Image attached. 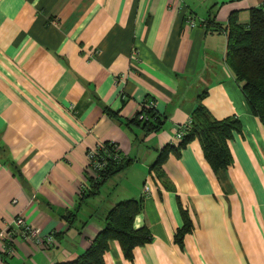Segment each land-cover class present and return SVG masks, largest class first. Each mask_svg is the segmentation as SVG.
<instances>
[{
  "label": "crops",
  "instance_id": "1",
  "mask_svg": "<svg viewBox=\"0 0 264 264\" xmlns=\"http://www.w3.org/2000/svg\"><path fill=\"white\" fill-rule=\"evenodd\" d=\"M254 10L264 0H0V229L23 217L56 242L17 237L3 264L76 260L131 200L143 201L134 229L152 242L132 260L112 243L104 264H264V126L210 26H248ZM202 94L215 120L241 123L232 165L215 173L196 138L154 170ZM150 105L154 134L132 124ZM108 144L125 168L89 197L87 155Z\"/></svg>",
  "mask_w": 264,
  "mask_h": 264
},
{
  "label": "trees",
  "instance_id": "2",
  "mask_svg": "<svg viewBox=\"0 0 264 264\" xmlns=\"http://www.w3.org/2000/svg\"><path fill=\"white\" fill-rule=\"evenodd\" d=\"M228 39L226 63L248 102L252 114L264 126V12L254 10L250 23L243 26L236 18H232L226 28L215 21L210 22ZM206 94L199 97L198 106L191 119V126L186 131L179 146H169L163 153L154 170L164 164L168 155L179 154L196 138L200 140L204 156L215 173L227 170L232 165L229 142L234 133L241 132V123L237 119L215 120L201 104ZM143 118V120H142ZM132 124L143 129L147 134L158 133L162 128V120L153 108H143ZM108 152L103 156L107 161L105 169L97 174V179H90L92 191L89 197H96L104 184L119 174L123 167V159L119 148L113 144L105 145ZM102 153V152H101ZM110 155V157L108 156ZM144 209L143 201H125L116 205L107 215L105 228L96 237L92 246L76 260L58 264H104L105 254L112 243H118L124 256L132 260L134 250L152 242L146 229L136 231L134 222ZM184 227L175 235V242L183 246L184 239L192 232V225L185 217Z\"/></svg>",
  "mask_w": 264,
  "mask_h": 264
},
{
  "label": "built area",
  "instance_id": "3",
  "mask_svg": "<svg viewBox=\"0 0 264 264\" xmlns=\"http://www.w3.org/2000/svg\"><path fill=\"white\" fill-rule=\"evenodd\" d=\"M149 108H153V105H150ZM190 126L191 121L187 125L178 129L176 141L179 144L182 142L187 133L186 131L190 128ZM107 154L108 152L105 146H100L88 153V171L90 174L97 177V174L105 169L107 161L103 156H107ZM108 156L110 157V155ZM145 193H150L148 185L145 187ZM17 237L22 238L24 242L36 246L41 250L55 246L56 243L54 236H42L38 230L28 225L23 217H19L8 226V229H0V264H3V255L13 256L16 253L12 243Z\"/></svg>",
  "mask_w": 264,
  "mask_h": 264
}]
</instances>
